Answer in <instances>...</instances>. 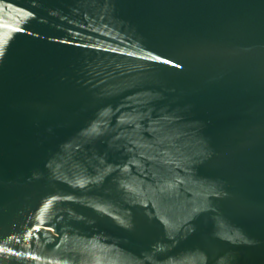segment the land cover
<instances>
[{
	"label": "water",
	"instance_id": "water-1",
	"mask_svg": "<svg viewBox=\"0 0 264 264\" xmlns=\"http://www.w3.org/2000/svg\"><path fill=\"white\" fill-rule=\"evenodd\" d=\"M0 264H264V0H0Z\"/></svg>",
	"mask_w": 264,
	"mask_h": 264
}]
</instances>
